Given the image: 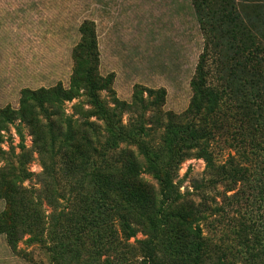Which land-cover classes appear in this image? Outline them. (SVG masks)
<instances>
[{
    "label": "trees",
    "instance_id": "16d2710c",
    "mask_svg": "<svg viewBox=\"0 0 264 264\" xmlns=\"http://www.w3.org/2000/svg\"><path fill=\"white\" fill-rule=\"evenodd\" d=\"M189 2L203 46L184 112L162 110V88L134 85L130 102L119 100L112 75L98 70L89 19L76 29L66 87L23 88L17 108L0 107V144L15 121L31 137V149L0 168V233L11 249L48 230L45 200L68 208L49 224L60 258L264 264V0ZM125 113L133 119L123 124ZM215 139L228 148L221 161ZM31 152L37 174L27 168ZM191 158L201 159L204 171L182 193L178 170ZM32 178L39 187L24 185Z\"/></svg>",
    "mask_w": 264,
    "mask_h": 264
},
{
    "label": "rangeland",
    "instance_id": "374dc122",
    "mask_svg": "<svg viewBox=\"0 0 264 264\" xmlns=\"http://www.w3.org/2000/svg\"><path fill=\"white\" fill-rule=\"evenodd\" d=\"M83 19L94 22L98 70L102 76L112 75L111 87L119 100L130 102L133 86L140 85L164 89L163 111L179 114L187 109L189 82L203 46L189 0H0V107L17 108L23 88H47L58 82L67 86L72 66L70 52ZM101 97L110 99L107 92H102ZM72 103H65L68 114ZM132 117L125 113L122 123ZM16 125L18 121L2 132L0 168L7 161L16 163L22 151L31 149L27 127L24 123L18 126L21 141ZM152 136L158 139L159 131ZM220 139H215L212 146L219 161L228 153ZM31 155L27 168L37 174L41 168L36 155ZM203 171L201 159L185 160L178 170V179H182L180 192H191L192 181L200 179ZM144 177L152 182L148 175ZM35 180L25 181L24 185L39 187ZM42 203L49 224L54 214L68 211L64 202L55 208L45 200ZM5 210L6 204L0 199V213ZM49 224L46 222L48 230L44 228L40 239L25 235L14 250L0 233V264H104L105 257L74 261L70 255L57 256L52 249L55 234ZM137 238L143 237L138 234ZM110 262L113 264L112 258ZM137 263L133 259L130 264Z\"/></svg>",
    "mask_w": 264,
    "mask_h": 264
}]
</instances>
